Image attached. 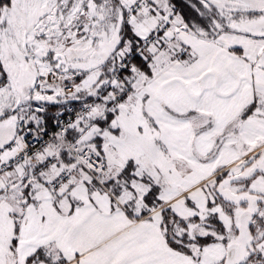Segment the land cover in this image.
Wrapping results in <instances>:
<instances>
[{
	"label": "snow or ice",
	"instance_id": "obj_1",
	"mask_svg": "<svg viewBox=\"0 0 264 264\" xmlns=\"http://www.w3.org/2000/svg\"><path fill=\"white\" fill-rule=\"evenodd\" d=\"M0 264H264V0H0Z\"/></svg>",
	"mask_w": 264,
	"mask_h": 264
}]
</instances>
